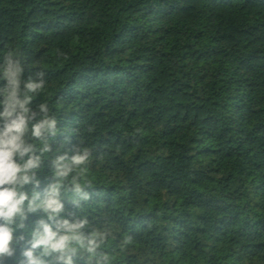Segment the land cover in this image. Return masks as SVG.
I'll return each instance as SVG.
<instances>
[{"label": "trees", "instance_id": "16d2710c", "mask_svg": "<svg viewBox=\"0 0 264 264\" xmlns=\"http://www.w3.org/2000/svg\"><path fill=\"white\" fill-rule=\"evenodd\" d=\"M9 60L57 121L39 191L89 152L63 215L106 238L76 264H264V0H0V89Z\"/></svg>", "mask_w": 264, "mask_h": 264}, {"label": "clouds", "instance_id": "9594fccd", "mask_svg": "<svg viewBox=\"0 0 264 264\" xmlns=\"http://www.w3.org/2000/svg\"><path fill=\"white\" fill-rule=\"evenodd\" d=\"M21 72L22 68L9 60L3 77L8 84L0 89L5 96L0 100L4 108L0 112V120L4 121L0 127V262L5 257L15 256L17 246L27 238L23 233H16L25 230L31 237L28 240L30 247L25 248L22 253L25 259L18 264H76L74 257L80 249L90 254L91 259L106 238V234L100 231L85 235L83 230L89 224L86 217L73 222L63 215L66 209L61 190H69L65 188L67 181L72 192L82 193L79 180L86 171L82 166L87 164L89 152L87 149L78 150L70 158L66 154L57 156L52 161L54 182L39 191L41 181L37 178V170L41 168L44 154L51 151L45 134L55 135L57 121L47 115L46 102L39 105L45 115L36 120L37 113L30 107L33 97L28 93L43 90L44 81H28L21 98ZM29 131L34 140L42 142V147L37 148L35 143L26 140ZM73 172L77 174L72 176ZM29 186H32L31 190ZM83 198H88L87 193ZM41 212L47 219L41 216L29 231V214Z\"/></svg>", "mask_w": 264, "mask_h": 264}]
</instances>
